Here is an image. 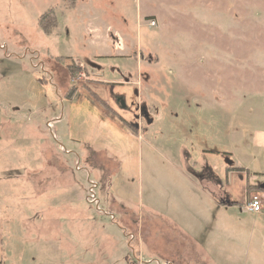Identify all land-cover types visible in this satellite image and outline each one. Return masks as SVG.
<instances>
[{
    "label": "rangeland",
    "instance_id": "1",
    "mask_svg": "<svg viewBox=\"0 0 264 264\" xmlns=\"http://www.w3.org/2000/svg\"><path fill=\"white\" fill-rule=\"evenodd\" d=\"M76 1L0 0V264H264V0ZM202 164L236 166L230 199Z\"/></svg>",
    "mask_w": 264,
    "mask_h": 264
},
{
    "label": "crops",
    "instance_id": "2",
    "mask_svg": "<svg viewBox=\"0 0 264 264\" xmlns=\"http://www.w3.org/2000/svg\"><path fill=\"white\" fill-rule=\"evenodd\" d=\"M78 1V0H77ZM77 1H76V5H75V8L78 6L77 5ZM61 4V3H60ZM55 9V8H54ZM62 6L60 5L59 6V10H55V15H56V18H57V28L55 29V32L56 33H60L61 31V27H62V22L60 21V18H59V13H62V14H64L63 12L64 11H62ZM72 11V10H71ZM70 11V12H71ZM89 16H91V14H90V12L85 16V15H82L81 16V18H82V21H81V23L82 24H84L85 25V28H86V30H87V33H89V30H92L94 33L93 34H91V35H89L90 37V42H91V40L92 39H101V35H102V30H100V29H97V31H95L94 30V28L93 27H87L86 25L88 24V25H92V24H98L97 22L95 23V22H93V20H91V19H89L90 17ZM52 32H54V31H52ZM122 36V35H121ZM99 37V38H98ZM105 39H106V37H105V34H104V36H103ZM106 42H107V39H106ZM116 51L117 52H121L122 50H120L121 48H118V44L116 45ZM96 54H99V55H107V54H100V53H96ZM65 56H71V57H76V55H73V54H65ZM78 59H79V61L81 62L79 65L80 66H82L83 68L84 67H86L87 68V70L89 71L90 70V68H92V67H90V66H86V63L84 64V63H82V59H80L79 57H78ZM94 67H93V69H95V71L94 72H96L97 74H99L100 76V79H103V80H105V82H107L108 84H111V85H118V86H122V88H124L125 87V85L126 84H128L127 82L125 83V82H123L121 79H119V76L116 74V75H112L111 77H105L104 75H103V73H102V69H103V66H100V65H98V64H96V65H93ZM90 72V71H89ZM119 73H120V77H121V75H122V71H119ZM121 82L122 83H124V85H122L121 84ZM107 83H105V84H107ZM135 83V82H134ZM96 98V97H95ZM70 100V99H69ZM97 102H96V104H98L105 112V114L108 116V112L105 110V108H103L102 106V103H101V101L104 103V104H107V105H112L111 104V102H110V100H106V99H104L103 97H101L100 96V100L99 99H97L96 100ZM101 103V104H100ZM68 116H66V118H65V124H63L62 126H60V124L59 123H61V121H62V116H64V115H56V114H54V117H53V119L52 120H54V124H55V127L57 128V131H58V133H57V137L59 138V139H61V140H63V139H66L67 141H68V143H69V148L71 149L69 152H71V153H77V151H76V148L74 147V146H71V145H74L76 142H79V140H77V139H75L74 137H73V135L71 134V132H70V130H71V127H70V119H69V121H68V118H69V114H67ZM113 115H114V119L116 118V117H118V115L116 114V113H113ZM106 118V116H100L99 117V121H101V120H104L103 118ZM109 126L113 129V128H117V126H116V124L115 123H112L111 125L109 124ZM64 127L66 128V129H64ZM124 127L125 128H123L121 131H122V133L124 134V133H127V132H132L131 131V129H129L128 127H126L125 125H124ZM125 129H126V131H125ZM114 130V129H113ZM153 131V130H152ZM151 130H149L148 131V136H147V138H149V140H152V136H153V132H152ZM67 132V133H66ZM133 133V132H132ZM129 135V134H128ZM254 141H255V144H256V146H257V148L258 149H260V150H263L264 149V129L263 130H260V131H258V132H256L255 133V135H254ZM74 141H75V143H74ZM152 142V141H151ZM147 143V145H151V143H150V141L148 142H146ZM81 144V143H80ZM85 145H87V144H85ZM87 147V146H86ZM81 148H83L84 149V147H81ZM85 150V149H84ZM204 151H206V150H204ZM206 152H208V153H211L212 151H210V150H207ZM217 152H223V153H229V154H231L232 152L230 151V150H224V151H217ZM53 153V155H54V160H53V162H56L52 167H51V175H50V178H48V179H50V181H52V182H54V181H58V179H59V177H60V169L62 170L63 169V167L64 166H61L60 164H59V160H58V158H59V154L57 153V152H55V151H53L52 152ZM191 164H192V167H196V165L194 164V166H193V163L191 162ZM234 165V164H233ZM224 165V164H222V165H220V166H217V165H213V168H212V170L211 169H209V168H206L203 164H202V167H201V172H200V175L198 176L199 177V179H200V182H201V191H202V193L206 196V197H208V195L206 194V192L204 191V189L205 190H207L208 192H210V193H212V195L213 196H219L220 195V182L219 181H216V183H212L210 186H208V185H205V181H204V171L206 170V173H209L210 175H212V176H216V178H217V180H219L220 178H222L223 179V183H224V186L222 187L223 189H224V192L225 193H227V195H226V198L227 199H230L231 198V192L229 191V187H230V184H229V182H230V178L232 177V176H234L235 175V171H234V169L236 168V166L234 165ZM65 167H67V168H70L69 167V164H66L65 165ZM246 167V166H245ZM232 168V169H231ZM234 168V169H233ZM246 169H248L247 167H246ZM94 174L96 175V173L94 172ZM261 174H264V172H262ZM106 176H108V174L106 173L105 174ZM112 175H110L109 177H111ZM100 177L102 178L103 177V175L102 174H100ZM100 177H99V179H100ZM220 177V178H219ZM94 178H96L95 176H94ZM249 179H250V176H249ZM51 182V183H52ZM256 182H258V179H256L255 181H251V179H250V181H249V184H254L255 183V185H257V183ZM73 183L75 184V180L73 179ZM259 183V182H258ZM262 183V182H261ZM53 184V183H52ZM246 186H247V175H246V181H245V189H246ZM59 193V192H58ZM219 194V195H218ZM56 195H60V194H57L56 193ZM68 197H70L69 195H68ZM222 197H224V196H222ZM58 198V197H57ZM221 199H223V198H221ZM247 199V195H246V193H245V200ZM245 200L242 202V203H244L245 202ZM227 202V201H226ZM233 202H236L235 200H233V199H231V203H232V206H234L233 205ZM239 201H237V203H238ZM242 203H240L241 205H243ZM210 205H211V201H210ZM220 206V205H219ZM222 207V206H221ZM236 207V206H235ZM138 234V233H137ZM134 235V234H133ZM138 236H139V234H138ZM142 242V241H141Z\"/></svg>",
    "mask_w": 264,
    "mask_h": 264
},
{
    "label": "trees",
    "instance_id": "3",
    "mask_svg": "<svg viewBox=\"0 0 264 264\" xmlns=\"http://www.w3.org/2000/svg\"><path fill=\"white\" fill-rule=\"evenodd\" d=\"M39 27L46 33H49L52 27L57 26V18L54 10H48L44 12L40 18L38 19ZM73 71L77 69V67H71ZM71 95V94H69ZM252 188H254L255 184H250ZM250 185H247L250 186ZM237 202H233V205H236Z\"/></svg>",
    "mask_w": 264,
    "mask_h": 264
},
{
    "label": "built area",
    "instance_id": "4",
    "mask_svg": "<svg viewBox=\"0 0 264 264\" xmlns=\"http://www.w3.org/2000/svg\"><path fill=\"white\" fill-rule=\"evenodd\" d=\"M149 25L150 26L154 25V21L153 20L149 21ZM263 205H264V201L262 197L258 194L253 193L247 197V199L245 200L242 206L245 212L254 213V212H260L263 208Z\"/></svg>",
    "mask_w": 264,
    "mask_h": 264
}]
</instances>
